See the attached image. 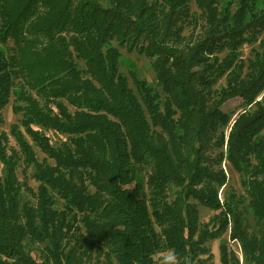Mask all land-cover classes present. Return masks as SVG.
<instances>
[{"label": "trees", "instance_id": "obj_1", "mask_svg": "<svg viewBox=\"0 0 264 264\" xmlns=\"http://www.w3.org/2000/svg\"><path fill=\"white\" fill-rule=\"evenodd\" d=\"M242 44H257L247 64ZM117 47L148 60L160 92L120 72ZM10 97L32 144L13 126L8 151L0 134V264H44L26 240L46 264H152L162 249L192 264L227 227L264 264V0H0V125ZM223 161L243 196L218 199ZM197 206L218 214L201 225Z\"/></svg>", "mask_w": 264, "mask_h": 264}, {"label": "rangeland", "instance_id": "obj_2", "mask_svg": "<svg viewBox=\"0 0 264 264\" xmlns=\"http://www.w3.org/2000/svg\"><path fill=\"white\" fill-rule=\"evenodd\" d=\"M225 0H223L224 2ZM231 10H233V4H231ZM191 11L194 12L195 7L194 5H191ZM202 25V22L200 19H198L196 26L194 24L193 20H189L187 24L184 25V29L182 32V35L186 38L189 36H192V32H194L195 37H198L199 34V28ZM196 27V29L194 28ZM187 40V39H186ZM198 38H196L194 41H197ZM8 46H11V43L9 42L7 44ZM112 45L116 47L115 42H112ZM257 47V44H242L238 49V56L240 59H242L246 64L248 59L250 58V51L251 49H255ZM119 52V70L122 74L127 75L129 70H133L138 78L145 80L148 84L153 86L154 89H156L158 92H160V88L156 86L154 73L152 69L150 68L148 60L136 52H128L125 48L117 47ZM226 51H223L222 53L218 54L217 57L219 60H221L225 55ZM129 86L133 90L132 82L129 78ZM224 81L221 80L217 83V85L214 87L217 89L219 86H224ZM261 97V93L258 95H254V100H259ZM241 100H230L228 101L223 109L231 112L233 114V118H235L236 114L241 112L244 108L241 106ZM68 106V104H66ZM253 107V106H252ZM251 107V108H252ZM69 110L72 111L73 108L71 106H68ZM2 115V124L0 125V134H4L7 138V150H17V146L14 140V137L11 133V128L15 126L17 131H20L21 134H23V137L30 143V139L25 135L24 129L20 125V119L21 114L14 112L13 110V98L10 97L8 103L3 107L1 110ZM231 119V120H232ZM231 124V121L229 125ZM228 132V127L224 129V134L226 135ZM46 135L50 139V142L53 146H58L61 142L66 140L65 135H60L57 133H54V131L49 130L45 131ZM33 151L36 154V159L38 162H41L44 159L43 154L34 146ZM47 163L52 164V161L47 160ZM221 168L223 172L226 175L227 181L224 186L219 188L218 190V199L220 201L224 200L226 196L229 193H235L237 196H243V188L240 185L239 175L237 172H235L232 167L226 162L223 161L221 163ZM23 165L20 163L18 168L16 169V175L19 181H23L25 177V181L29 188H31L34 192L36 191V187L38 185V182L35 180L33 176L32 169H27L25 171V174H23ZM1 171V166H0ZM125 190L128 194H131V187L128 185H124ZM168 192L167 189L163 191L161 194H157V196H161L163 194H166ZM246 206V202L242 204L241 208H244ZM55 208H60L59 205H57ZM199 211V223L202 224H208V222L213 218L214 215L218 214L217 211H213L207 208H203L201 206H197ZM60 210V209H58ZM213 225V224H212ZM155 232L156 234H160V227L158 225L155 226ZM229 233V227H227L226 231L220 235L217 238L210 239L205 244V251L198 254L196 259L193 261L192 264H222L221 261V247H224L223 249L226 251L227 259L232 257V259L237 262V264H250L247 260L251 261L250 257H244L243 252L241 251V248L239 244L231 240ZM26 250L30 252L31 256L34 258V260L37 263H44L46 264L45 256L42 252L41 245L38 243H29L27 240L25 241ZM174 258V259H173ZM247 258V260H246ZM152 264H180L181 261L173 257L172 251L167 249H162L157 251L152 256ZM197 260H199L197 262ZM231 260V259H230ZM230 264L229 260H227Z\"/></svg>", "mask_w": 264, "mask_h": 264}, {"label": "clouds", "instance_id": "obj_3", "mask_svg": "<svg viewBox=\"0 0 264 264\" xmlns=\"http://www.w3.org/2000/svg\"><path fill=\"white\" fill-rule=\"evenodd\" d=\"M174 259V258H173Z\"/></svg>", "mask_w": 264, "mask_h": 264}]
</instances>
